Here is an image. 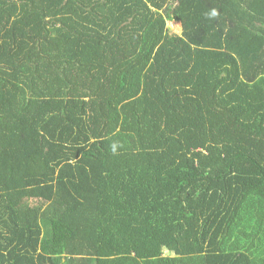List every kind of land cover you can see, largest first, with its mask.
Returning <instances> with one entry per match:
<instances>
[{"label": "trees", "instance_id": "trees-1", "mask_svg": "<svg viewBox=\"0 0 264 264\" xmlns=\"http://www.w3.org/2000/svg\"><path fill=\"white\" fill-rule=\"evenodd\" d=\"M0 264H264V0H0Z\"/></svg>", "mask_w": 264, "mask_h": 264}, {"label": "rangeland", "instance_id": "rangeland-1", "mask_svg": "<svg viewBox=\"0 0 264 264\" xmlns=\"http://www.w3.org/2000/svg\"><path fill=\"white\" fill-rule=\"evenodd\" d=\"M168 26H170V28L172 29L173 32H175L177 34L182 33V26H181L180 22H177V21L168 22Z\"/></svg>", "mask_w": 264, "mask_h": 264}]
</instances>
